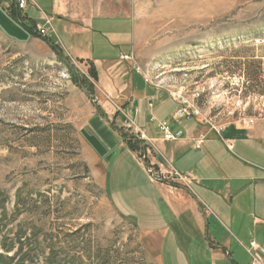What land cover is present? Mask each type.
Returning a JSON list of instances; mask_svg holds the SVG:
<instances>
[{
  "label": "rangeland",
  "instance_id": "obj_1",
  "mask_svg": "<svg viewBox=\"0 0 264 264\" xmlns=\"http://www.w3.org/2000/svg\"><path fill=\"white\" fill-rule=\"evenodd\" d=\"M126 5L137 26L132 70L185 106L199 125H240L264 136V0ZM8 33L0 32V264H158L147 230L159 223L140 222L146 212L139 195L148 184L112 122L92 116L94 103L85 93H95L90 68L61 62L41 40L22 45L25 33ZM160 103L158 119L184 136L187 117L173 121L169 105ZM127 122L129 130L141 127V120ZM157 125L144 128L149 138L162 136ZM136 139L145 175L151 179L152 169L159 180L176 182L166 163L163 170L151 165L153 145ZM230 143L237 154L241 148L263 152L256 143ZM135 225L147 228L141 233ZM172 248L163 249L164 264H208L186 256L189 249L175 255Z\"/></svg>",
  "mask_w": 264,
  "mask_h": 264
},
{
  "label": "crops",
  "instance_id": "obj_2",
  "mask_svg": "<svg viewBox=\"0 0 264 264\" xmlns=\"http://www.w3.org/2000/svg\"><path fill=\"white\" fill-rule=\"evenodd\" d=\"M11 8L19 12L13 0H0L1 33L5 31L10 35L11 31V34L22 36L25 33L22 45L33 39L48 45L47 40H51L68 60L95 69L92 116L100 114L98 105L108 123H114L137 139L135 128L129 130L133 127L127 120L136 123L141 120L138 128L146 136L144 128L158 122V132L162 136H147L154 150L151 165L163 170L166 163L188 176L187 184L150 179L145 175L146 168L137 153L130 150L141 164L145 184H148L146 192L141 190L139 195L140 208L146 212L140 222L146 224L152 219L159 223L153 230H147L153 236L152 247L159 255L158 264H164L160 255L168 244L173 247L171 253L177 255V252L189 249L192 254L185 250L186 256L199 255L208 264H251L245 248L252 242L256 243L263 256L261 264H264V136L261 130L231 125L218 134L212 127L201 126L186 118V136L182 133L175 141L165 140L159 124L166 121V117L165 120L158 119L155 102L161 101L163 107L169 105L168 116L176 122L181 120L176 118L181 105L166 92L150 86L145 76L132 70L137 26L126 0H29L21 15L26 17L30 27L43 26L47 36H34L28 32L9 14ZM47 20L49 26H46ZM126 57H132V61ZM230 139L243 140L249 147L250 143H256L263 152L241 148L237 154L236 149L230 150L226 144ZM125 213L121 212L122 217ZM142 229L137 228L141 233ZM243 255L247 257L245 260H242ZM199 262L197 264H203ZM186 263L190 262L186 259Z\"/></svg>",
  "mask_w": 264,
  "mask_h": 264
},
{
  "label": "built area",
  "instance_id": "obj_3",
  "mask_svg": "<svg viewBox=\"0 0 264 264\" xmlns=\"http://www.w3.org/2000/svg\"><path fill=\"white\" fill-rule=\"evenodd\" d=\"M15 2V5L17 7V10L21 13V12H24L28 5H29V0H13ZM50 25V22L49 20H47L46 22V26H49ZM35 31L37 32V34H39L40 36H47V32L46 30L44 29L43 26H35ZM126 60H130L132 61V57H126L125 58ZM146 81L148 82V80L146 79ZM152 101H151V106H152ZM191 116L190 112L188 111V109L185 107V106H180V108L177 110L176 112V118L177 119H182V118H189ZM130 121L132 122V120L130 119ZM133 123V122H132ZM252 123V121H251ZM213 130L215 132H217L218 134L221 133L222 131V128H218V127H215V126H212ZM159 129L164 133L165 135V140L167 141H175L179 138H181L182 134L181 133H178V134H173L170 130V126L167 122H162L159 124ZM135 135L139 138V140L141 141H149L151 143V140L146 136L145 132L139 128H136L135 129ZM228 148L230 150H233V147H234V144L230 143V144H227ZM151 171H149L150 173V176L153 177V180L155 181H162V180H159L158 178V175L156 173H154L152 171V169H150ZM173 170V176H171L173 178V180H177L179 181L180 183H183V184H187V180H188V176H185L179 172H177L176 170L172 169ZM175 180V181H176ZM257 245L255 242H252L250 244V247L247 248V252L249 253V255L253 258V263L252 264H261L262 263V260L261 258L259 257V255L256 253L257 251Z\"/></svg>",
  "mask_w": 264,
  "mask_h": 264
},
{
  "label": "trees",
  "instance_id": "obj_4",
  "mask_svg": "<svg viewBox=\"0 0 264 264\" xmlns=\"http://www.w3.org/2000/svg\"><path fill=\"white\" fill-rule=\"evenodd\" d=\"M9 14L18 21L19 24H21L28 32H30L31 34H33L34 36H37V32L35 31V26H29L28 22H26V17L22 16L20 12H14L11 8V10L9 11ZM28 23V24H27ZM48 42V45L51 47V49L61 58L60 61L61 62H66V59L68 58H65L63 56V52L61 50V48L56 44L54 43L53 41L51 40H47ZM90 73H91V76H93L94 80L96 79V73H95V69L92 67H90ZM86 92H87V95L93 99V96L95 93L92 94V92H89L87 89H85ZM95 90V88H94ZM97 107V111L103 116V118L107 119V116L106 114L104 113V111L101 109V107H99L98 105H96ZM111 126L117 130L119 132V135L122 139V141L128 146V148L131 150V151H135L136 148L134 147V144H133V140L136 139L135 136H132L130 135L129 133L125 132L123 129H118L114 123L111 124ZM137 140V139H136Z\"/></svg>",
  "mask_w": 264,
  "mask_h": 264
}]
</instances>
